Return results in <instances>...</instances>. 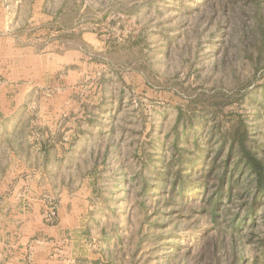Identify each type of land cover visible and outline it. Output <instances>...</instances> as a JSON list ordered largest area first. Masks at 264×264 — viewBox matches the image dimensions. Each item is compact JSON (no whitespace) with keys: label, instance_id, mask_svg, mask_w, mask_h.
Returning <instances> with one entry per match:
<instances>
[{"label":"rangeland","instance_id":"rangeland-1","mask_svg":"<svg viewBox=\"0 0 264 264\" xmlns=\"http://www.w3.org/2000/svg\"><path fill=\"white\" fill-rule=\"evenodd\" d=\"M48 10L58 14L46 22ZM0 14L20 29L17 48L79 65L73 82L45 89L71 114L33 135L60 145L77 122L114 147L63 188L75 194L81 264H264V192L239 162L242 137L264 161V0H0ZM206 149L197 177L188 165ZM180 173L199 185L193 200L172 190ZM57 181H41L47 226Z\"/></svg>","mask_w":264,"mask_h":264},{"label":"crops","instance_id":"crops-1","mask_svg":"<svg viewBox=\"0 0 264 264\" xmlns=\"http://www.w3.org/2000/svg\"><path fill=\"white\" fill-rule=\"evenodd\" d=\"M57 14L48 10L49 19L44 20H53ZM19 30L3 25L0 14V264H81L75 253L83 242L78 237L80 225L75 222V194L64 186L76 179L86 162L108 163L114 147L112 142L105 141L101 147L91 143L87 135L83 136L85 131L77 130V122H73L75 128L63 129L71 137L60 145H52L48 134L42 139L33 135V130L57 131L63 116L71 114V110L64 111L61 93L49 98L45 89L46 85L54 84L58 89L68 80L73 82L78 76L74 69L79 65L71 61L63 66L62 57L56 53L36 57L33 49L17 48ZM58 67L69 69V76L58 75ZM47 72L54 74L49 77ZM51 148L64 151L50 153ZM52 173L58 179L55 194H59V219L55 226H47L41 197L49 188L41 181ZM20 193L24 197H19ZM61 243L65 246L56 252V245Z\"/></svg>","mask_w":264,"mask_h":264},{"label":"trees","instance_id":"trees-1","mask_svg":"<svg viewBox=\"0 0 264 264\" xmlns=\"http://www.w3.org/2000/svg\"><path fill=\"white\" fill-rule=\"evenodd\" d=\"M241 143H242L241 144L242 157L239 162L243 165L242 166L243 168L246 167L254 175L253 181L256 183L255 195H257L261 192H264V161L261 160L259 157L255 156L256 152L250 149L249 146H247V143L243 139V137L241 138ZM209 155H210V151L206 149L200 157H198L195 160L193 159L190 160L188 167L194 173L195 176L197 177L203 176V173L205 170V164H207L208 162L207 157H209ZM223 167L224 169H221L219 171V176H218L219 177V190L223 189L225 184H231L230 182H231L232 175L231 176L228 175L229 168H228L227 162L225 163ZM190 173H188L185 177H183V175L180 173L178 174L176 179H174L172 182V190L175 192H178L181 199L188 198L190 200H193L197 193V190H198L197 188L199 185L196 181H193L192 179L188 178V175H190ZM176 184L178 185V187H176ZM206 186H205L204 192L208 190V187ZM164 187H166V184H164ZM190 190H191V194L189 195ZM220 197L221 196H219V198L217 199V202L221 201Z\"/></svg>","mask_w":264,"mask_h":264}]
</instances>
